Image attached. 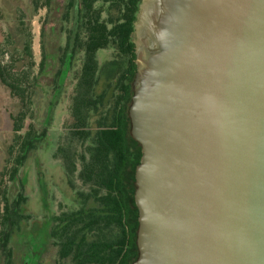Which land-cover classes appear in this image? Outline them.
Segmentation results:
<instances>
[{"label": "water", "instance_id": "obj_1", "mask_svg": "<svg viewBox=\"0 0 264 264\" xmlns=\"http://www.w3.org/2000/svg\"><path fill=\"white\" fill-rule=\"evenodd\" d=\"M132 41L133 264H264V0H141Z\"/></svg>", "mask_w": 264, "mask_h": 264}, {"label": "trees", "instance_id": "obj_2", "mask_svg": "<svg viewBox=\"0 0 264 264\" xmlns=\"http://www.w3.org/2000/svg\"><path fill=\"white\" fill-rule=\"evenodd\" d=\"M140 3L141 0H68L67 18L71 19L74 9L78 11V28L73 43L71 37V49L76 39L82 46L84 43L90 46L76 89L74 115L78 126L86 123L92 109L98 110V106L103 104L107 90L111 96L105 119L120 118L123 114L118 106L123 99L122 92L126 89L125 78L129 70L124 69L126 58L120 55L131 56V78L134 79L136 56L132 33ZM53 4L54 0H31L32 16H36L42 8L52 9ZM18 38L16 49L20 51V57L10 56L5 62L6 55L1 56L0 53V84L20 104L19 112L12 115L13 141L0 172V264L15 263L12 240L25 229L30 219L24 189L20 188L15 196L10 195L9 182L15 185L20 183L19 172L39 142L35 125L25 127L29 114L31 118L35 116L33 110L37 104L38 76L33 71L36 63L32 35L24 27ZM106 49H114L116 59L110 62L106 88L99 93L101 77L96 55ZM130 146L121 131L107 130L97 132L95 138L91 139L88 156L80 155V178L84 184H90L91 191L85 195L86 202L81 210L57 219L53 232L59 243V258L65 264H133L138 258L136 239L139 212L130 177L134 179L142 149L138 145V151H132ZM60 152L65 156V170L70 177L76 171L78 158L73 161L71 151Z\"/></svg>", "mask_w": 264, "mask_h": 264}, {"label": "rangeland", "instance_id": "obj_3", "mask_svg": "<svg viewBox=\"0 0 264 264\" xmlns=\"http://www.w3.org/2000/svg\"><path fill=\"white\" fill-rule=\"evenodd\" d=\"M31 0H0V53L5 54V62L10 56L18 58L21 56L17 50L18 36L22 29L26 27L32 35V48L35 60L34 74H39L40 61V32L45 20H48L47 9H41L36 16H32ZM68 0H54L53 8L55 23L59 30L61 13L66 10ZM59 8V9H58ZM24 15V16H23ZM73 16L71 22L64 27L61 41L57 40L58 36L51 29L52 24H47L48 39L46 50L49 53L57 50L59 44L63 46L67 42L68 29H72ZM59 23V24H58ZM24 24V25H23ZM59 32V31H58ZM59 35V34H58ZM9 50L11 53H9ZM3 52V53H2ZM116 59L114 49L101 50L97 53V61L99 68L104 63ZM82 62L76 64V70L81 68ZM51 78L45 77L44 85L49 84ZM77 81L72 79V76L67 80V84L52 109L50 125L47 128V137L37 145V149L28 159L25 165L19 172L20 183L13 184L9 182L10 195H16L20 188L24 189V194L27 197L26 210L30 216L25 229L15 235L11 246L14 250V264H38L37 262V237L38 229L51 222L52 216L60 215L63 212H70L79 207V197L77 191H89V188L82 185V182L76 180V191L72 190L68 183L63 169V161L57 151L60 148L73 147L81 153L85 147L83 143L76 139L73 144L72 139V124H73V97L75 95V86ZM45 87V86H44ZM102 84L98 88V92L103 89ZM41 90V81L38 83L36 95L35 116L29 114L26 120L25 127L34 124L37 131L44 129L42 125L46 113L47 91ZM111 96V92H108ZM110 98V97H107ZM19 101L12 97L9 90L0 84V172L3 170L7 151L13 141V121L12 115L19 112ZM94 111V110H93ZM93 111L91 114L94 115ZM98 115H94L92 122L97 119ZM26 130V129H25ZM57 154V155H56ZM42 175L48 195L44 200L45 194L40 185V176ZM24 184V185H22ZM37 262V263H36ZM41 264H65L58 260L57 249L50 241V245L45 246V254Z\"/></svg>", "mask_w": 264, "mask_h": 264}, {"label": "flooded vegetation", "instance_id": "obj_4", "mask_svg": "<svg viewBox=\"0 0 264 264\" xmlns=\"http://www.w3.org/2000/svg\"><path fill=\"white\" fill-rule=\"evenodd\" d=\"M67 7V5L65 6V8ZM53 8V7H52ZM43 9V8H42ZM47 9V17L48 20L43 23L42 28H41V32H40V61H39V74H38V83L39 81H41V90L44 92L45 91V87L47 86L49 89L47 91V104H46V113H45V118L43 120L42 125L44 126V129H42L41 131H37L38 137H39V142L38 144L44 140V138L47 137V128L50 125V120H51V116H52V109L54 107V105L56 104V102L60 99V96L67 84V80L69 79L70 76H72V79L75 81H77L76 86H75V95L73 97V107H72V112H73V124H72V129H71V134H72V141L73 144H75L76 139L78 141H80L81 143L84 144L85 149L84 151H82L81 153H78V151H76V149H74L73 147L70 146V148H60V151H71L72 155H70V157H72L73 161H75L76 158H78V160L76 161V171L73 173L72 176H68L65 170V164H64V157L63 154L60 151H57V154H59L60 158L63 161V169L67 178V183L69 185V187L76 191V180H79L82 182V185L84 187H88L89 191H77V196L79 197L80 200L79 201V207L73 211L70 212H63L60 215L57 216H52L51 217V222L49 221L47 224L45 223V225L42 227H40L38 229V237H37V262L38 264H41L42 258L45 254V246L46 245H50V241L52 240V244L54 245V247L57 249V255H58V260H60L59 258V243L57 242L56 238L54 237V230L55 227L57 225V219L64 215V214H69L71 212L77 211V210H81V207L85 204L86 202V197L85 195H87L90 191H91V186L90 184H84L83 180L80 178V174L82 171V162L79 160L80 155L84 154L86 156H88L87 151L89 150V147L91 145V139L95 138V135L97 132H102V131H107V130H115V131H121L122 134H125V137L127 139V143L130 146L132 151H138V145H140L132 136L131 133V129H132V124H131V119H130V106L132 103V97L134 94V86H133V82L134 79L131 78L132 76V69H131V56L127 57L126 55H120L123 58H126V62L124 64V69L125 70H129V73L127 74L126 78H125V83H126V89L122 92V101L120 103V106H118L119 110L123 113L121 115V117H114V118H107L105 119L106 115L105 113L108 111V108H110L109 106V97L108 95V90L105 92V97L103 100V104H100L98 107V110L96 109H92L94 110L93 113L94 115H98L97 119L92 122V118H93V114H91V116L89 115L87 117L86 123L84 125L78 126L77 125V118L74 115V107H75V97H76V89H77V85L79 83V79L81 77V71H82V67L86 61V58L89 56L90 53V46L89 43H84V45L82 46L81 42L79 41V43L77 42V39L75 41L74 44V48L71 49V37H72V31H73V27H74V18H75V9L72 12V16H73V24H72V29L69 30L68 29V37H67V42L66 44L63 46L62 44H59V46L57 47V50H55L52 53L47 52L46 50V43H47V39H48V28H47V24L49 22V24H52L51 29L53 30V32H55L58 36L57 40L60 42L61 38H62V34L64 32V26L67 23L71 22V19L69 20L66 14V10L64 12L61 13V19H59V30H57L55 23H53V17H54V9H49V8H44ZM59 9V8H58ZM41 10V9H40ZM39 10V11H40ZM58 23V24H59ZM59 31V32H58ZM59 34V35H58ZM77 38V37H76ZM85 41L88 40V38H84ZM108 49H106L107 51ZM118 55V54H117ZM97 58V55H96ZM115 60V59H113ZM113 60L104 63V65L99 68V72H100V77H101V82L100 85L102 84V88L105 89L106 88V78H107V74L109 72V68H110V62H112ZM79 62H82L81 64V68L79 70H76V64H78ZM135 63V61H134ZM45 77L51 78V81L49 82V84L44 85L43 80ZM135 78V77H134ZM45 86V87H44ZM102 89V90H103ZM97 111V112H96ZM92 112V111H91ZM103 114V116H102ZM105 119V120H104ZM101 121V124L99 125V122ZM89 135V136H87ZM56 154V155H57ZM71 159V162H72ZM73 165V162H72ZM137 168V167H136ZM72 181V184L71 182ZM135 181H136V170L134 173V179L133 176L130 177V183L132 184V186L135 187L136 190V185H135ZM40 185L42 188L43 193L45 194L44 196V200L46 198V196L48 195L47 190H46V185L44 183V179L42 177V175L40 176ZM135 195V193H134ZM90 202V201H89ZM135 202V199H134ZM136 206V203H135ZM137 208V206H136ZM138 209V208H137ZM62 261V263H65L64 260H60Z\"/></svg>", "mask_w": 264, "mask_h": 264}]
</instances>
